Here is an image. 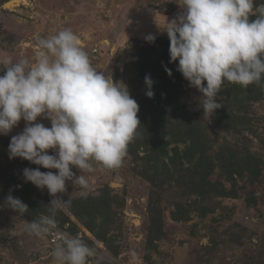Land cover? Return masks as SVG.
Listing matches in <instances>:
<instances>
[{
	"label": "rangeland",
	"instance_id": "1",
	"mask_svg": "<svg viewBox=\"0 0 264 264\" xmlns=\"http://www.w3.org/2000/svg\"><path fill=\"white\" fill-rule=\"evenodd\" d=\"M9 1L0 0V61L34 58L37 36L71 29L92 66L123 80L139 105L140 126L122 165L101 170L94 163L88 189L69 181L57 194L71 199L56 215L57 229L98 246L108 264H130L132 250L138 264H264V86L226 82L217 97L221 108L204 117L202 94L177 71L178 61L170 62V42L159 29L182 11V0H24L13 9ZM148 74L154 96L163 80L173 83L153 116L148 103L157 99L145 95ZM37 122L51 127L47 119ZM24 127L21 120L0 135V264H53L50 237L24 231L53 199L23 179V169L39 166L9 159L11 137ZM8 195L27 204L23 216L6 205Z\"/></svg>",
	"mask_w": 264,
	"mask_h": 264
},
{
	"label": "clouds",
	"instance_id": "2",
	"mask_svg": "<svg viewBox=\"0 0 264 264\" xmlns=\"http://www.w3.org/2000/svg\"><path fill=\"white\" fill-rule=\"evenodd\" d=\"M182 11L166 20L161 32L169 39L170 62L189 87L202 94L200 107L210 119L221 108L217 97L227 83L243 88L264 86V3L256 0H182ZM254 17V19H251ZM153 34L145 40L154 43ZM34 58L0 61V135H8L23 120L22 132L11 137L9 159L21 158L39 167L22 171L25 182L47 189L53 199L47 213L26 222L24 231L37 238L53 237V264H108L110 256L79 235L57 229L56 215L67 211L57 196L74 188H89L87 175L118 169L140 126L139 105L123 80L94 68L76 34L64 29L48 38L37 36ZM6 70V71H5ZM169 76L171 70L165 67ZM148 98L154 96L150 74L145 76ZM47 119L51 127L37 122ZM49 150L53 154H49ZM55 169L42 172L40 168ZM73 167L79 170L77 176ZM6 205L23 216L28 206L8 195ZM138 264L137 253H129Z\"/></svg>",
	"mask_w": 264,
	"mask_h": 264
},
{
	"label": "trees",
	"instance_id": "3",
	"mask_svg": "<svg viewBox=\"0 0 264 264\" xmlns=\"http://www.w3.org/2000/svg\"><path fill=\"white\" fill-rule=\"evenodd\" d=\"M251 19H254V17H251ZM169 57V56H168ZM170 58V57H169ZM172 80L171 79H168V78H166V80H163V83H162V85H160V87H161V89H159L158 91H159V94L160 95H165L166 93H171V90H172V88L171 87H173L172 86ZM175 85V84H174ZM162 88H164V89H162ZM167 89H168V91H167ZM175 89L173 88V91H174ZM160 95H155L154 96V98H156L157 99V102L156 103H153V104H151V103H148V108H147V111H148V109L150 110V112H149V116H153V115H155V114H158L159 112H160V110H161V108H159L158 106H162L161 104H160V101H161V96ZM151 109H150V108ZM155 118L156 117H151V119L154 121L155 120ZM166 145V144H165ZM176 153V152H175ZM176 156H177V154H176ZM175 156V157H176ZM201 161H203V160H201ZM209 161V163H211L210 162V160H208ZM207 163V162H206ZM106 192V191H105ZM104 193V192H103ZM102 193V194H103ZM101 194V196L98 198V200H100V199H102L104 196ZM109 197V196H108ZM99 202L100 203H102V201H98V203L97 204H99ZM74 203V202H73ZM92 202L91 201H87L85 204H84V206L86 207V208H89V211L88 212H90L89 214H92V215H94L93 214V209H92ZM105 204H107L108 206L110 205V200L108 201V200H106L105 201V203H104V205ZM94 207V206H93ZM92 209V210H91Z\"/></svg>",
	"mask_w": 264,
	"mask_h": 264
},
{
	"label": "bare ground",
	"instance_id": "4",
	"mask_svg": "<svg viewBox=\"0 0 264 264\" xmlns=\"http://www.w3.org/2000/svg\"><path fill=\"white\" fill-rule=\"evenodd\" d=\"M21 2H24V0H11V2L6 7L9 9H13L17 5H19Z\"/></svg>",
	"mask_w": 264,
	"mask_h": 264
},
{
	"label": "built area",
	"instance_id": "5",
	"mask_svg": "<svg viewBox=\"0 0 264 264\" xmlns=\"http://www.w3.org/2000/svg\"><path fill=\"white\" fill-rule=\"evenodd\" d=\"M48 241L51 246H55V239L53 237H50Z\"/></svg>",
	"mask_w": 264,
	"mask_h": 264
},
{
	"label": "water",
	"instance_id": "6",
	"mask_svg": "<svg viewBox=\"0 0 264 264\" xmlns=\"http://www.w3.org/2000/svg\"><path fill=\"white\" fill-rule=\"evenodd\" d=\"M11 2V0L9 2L6 3V6Z\"/></svg>",
	"mask_w": 264,
	"mask_h": 264
}]
</instances>
